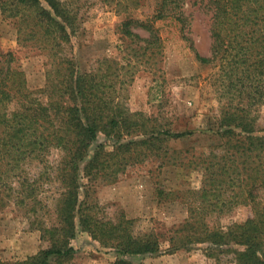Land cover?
I'll return each instance as SVG.
<instances>
[{
    "label": "trees",
    "instance_id": "16d2710c",
    "mask_svg": "<svg viewBox=\"0 0 264 264\" xmlns=\"http://www.w3.org/2000/svg\"><path fill=\"white\" fill-rule=\"evenodd\" d=\"M125 1L127 9L136 0ZM201 1L212 14V45L210 57L191 46L197 61L228 64L227 90L244 94L248 101L221 109L218 130L224 139L220 147L224 153L212 151L194 161L206 172V181L197 192V208L174 231L172 248L205 244L208 258L264 264V127H257L259 117L251 114L252 107L264 102V0ZM0 11L14 23L18 43L44 53L49 64L45 87L31 90L14 53L0 54V189L18 193L21 204L36 200L39 187L30 181L27 171L33 165L40 167L33 171L39 180L60 187L52 223L37 227L45 246L16 264L67 263L76 252L72 241L78 225L121 257L156 253L161 247L156 234H137L131 220L101 218L96 205L87 199L80 202L81 173L106 175L113 160L127 164L125 155L133 154L134 160L165 158L169 139L191 133L175 135L168 127L137 117L139 113L131 112L115 96L108 73L78 67L73 40L81 25L79 6L68 0H0ZM154 18H172L182 26L187 23L181 0H159ZM134 23L150 36L142 38L135 33ZM122 32L145 51L162 46L151 22L130 19L123 23ZM101 134L116 144L111 151L100 146L82 168ZM134 135L146 138L121 143L125 136ZM228 192L232 194L225 197ZM238 204L251 207L246 222L226 231L210 225L208 217L213 213ZM115 264L133 263L119 258Z\"/></svg>",
    "mask_w": 264,
    "mask_h": 264
},
{
    "label": "rangeland",
    "instance_id": "374dc122",
    "mask_svg": "<svg viewBox=\"0 0 264 264\" xmlns=\"http://www.w3.org/2000/svg\"><path fill=\"white\" fill-rule=\"evenodd\" d=\"M68 2L79 6L81 13V25L73 40L78 67L97 74L108 73L115 96L131 112L139 113L137 117L168 127L175 135H191L169 139L165 144L169 149L165 158L134 160L133 154L125 155L127 164L113 160L106 175L81 173L80 202L87 199L96 205L101 218L131 220L137 234H156L161 243L159 251L121 257L117 250L101 246L78 225L77 236L72 241L76 252L63 264H115L119 258L133 264H235L230 257L221 261L208 258L205 244L172 248L174 231L197 208V192L204 188L206 181V172L194 161L212 151L224 153L220 148L224 139L218 130L221 109L227 105H245L248 101L244 94L227 90L228 64L204 65L197 61L191 47L202 56H211L212 14L206 2L181 0L186 26L172 18L155 19L159 0H136L129 4L128 10L124 7L128 3L125 0ZM130 19L151 22L162 46L145 51L141 44L126 37L122 25ZM133 31L142 38L150 36L138 23H134ZM17 37L14 23L4 19L0 11V54L12 51L25 73L28 87L44 88L48 58L37 49L21 46ZM251 114L259 117L257 127H264V102L252 107ZM144 138L125 136L121 143ZM115 144L114 139L99 135L81 167L100 146L111 151ZM38 168L33 165L27 169L28 178L39 187L36 200L21 204L18 193L0 189V264L25 261L45 246L37 227L52 223L60 187L56 182L39 180L40 176L35 173ZM251 215L250 206L238 204L228 210L223 208L220 213L216 211L208 221L226 231L232 225L246 222Z\"/></svg>",
    "mask_w": 264,
    "mask_h": 264
}]
</instances>
